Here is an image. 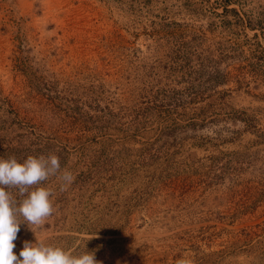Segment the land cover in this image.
Returning <instances> with one entry per match:
<instances>
[{
    "label": "rangeland",
    "instance_id": "obj_1",
    "mask_svg": "<svg viewBox=\"0 0 264 264\" xmlns=\"http://www.w3.org/2000/svg\"><path fill=\"white\" fill-rule=\"evenodd\" d=\"M41 155L18 257L264 264V0H0V158Z\"/></svg>",
    "mask_w": 264,
    "mask_h": 264
},
{
    "label": "clouds",
    "instance_id": "obj_2",
    "mask_svg": "<svg viewBox=\"0 0 264 264\" xmlns=\"http://www.w3.org/2000/svg\"><path fill=\"white\" fill-rule=\"evenodd\" d=\"M55 177L61 181L60 191H64L75 179L72 172L61 168L56 155L29 156L23 163L16 158H0V264H102L95 252L85 251L73 255L60 247L42 242L25 241L19 257L13 252L21 220L29 225H42L46 218L55 211L53 190L40 186L41 182ZM15 188L23 199L16 206V201L7 190ZM22 258V259H21ZM175 264H196L195 259L185 254Z\"/></svg>",
    "mask_w": 264,
    "mask_h": 264
},
{
    "label": "trees",
    "instance_id": "obj_3",
    "mask_svg": "<svg viewBox=\"0 0 264 264\" xmlns=\"http://www.w3.org/2000/svg\"><path fill=\"white\" fill-rule=\"evenodd\" d=\"M226 7V6H225ZM225 9H227V8H225Z\"/></svg>",
    "mask_w": 264,
    "mask_h": 264
}]
</instances>
